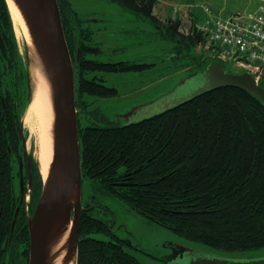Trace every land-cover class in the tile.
Wrapping results in <instances>:
<instances>
[{
	"label": "trees",
	"instance_id": "trees-1",
	"mask_svg": "<svg viewBox=\"0 0 264 264\" xmlns=\"http://www.w3.org/2000/svg\"><path fill=\"white\" fill-rule=\"evenodd\" d=\"M107 1L149 19L157 36L176 42L175 54L185 52L195 69L216 62L191 54L202 37L181 33L179 19L158 25L157 0ZM69 2L57 0L74 69L82 197L88 181L86 190L116 198L138 218L188 242L227 254L264 248V104L246 91L221 87L122 125L109 123L97 109L88 113V97L117 95L102 74L141 72L149 65L99 60L102 43L88 27L92 21L79 19ZM259 86L264 89V74ZM30 98L27 57L23 61L19 54L6 1L0 0V252L13 236L29 246L27 216L42 188L29 154L32 206L29 212L20 208L10 232L18 207L12 158L22 157L19 127ZM87 114L105 125L82 126ZM24 174L18 176L25 180ZM82 207L87 211L80 215L76 264H140L111 226L93 216L95 201Z\"/></svg>",
	"mask_w": 264,
	"mask_h": 264
},
{
	"label": "rangeland",
	"instance_id": "rangeland-1",
	"mask_svg": "<svg viewBox=\"0 0 264 264\" xmlns=\"http://www.w3.org/2000/svg\"><path fill=\"white\" fill-rule=\"evenodd\" d=\"M68 1L78 14L79 19L92 21L88 27L95 33L96 42L102 43L103 54L100 55L99 60L111 63L130 62L149 65L141 73L102 74V77L107 81L105 85L115 88L117 95L109 98L88 97L87 101L93 102L88 113L97 109L109 123L122 125L132 120L130 118L132 113L145 105L160 100L169 92L180 91V96H186L200 86L201 80L183 85V82L192 73L200 70L192 67L186 59L174 65V61H171L170 58L175 57L174 49L178 44L170 40L165 41L157 36L158 31L149 19L135 15L117 3L107 0ZM261 5H264V0H157L153 14L161 27L169 18L179 19L180 32L187 35V33L191 34L190 29L194 25L192 24L194 18L198 22L205 18L203 7H209L214 13L224 17L229 14L256 12ZM18 26V23L17 26L14 23L13 29L19 54L24 61L29 50L26 42L20 37ZM192 50L191 54L201 55L197 48ZM183 54L185 52L182 51L180 55L185 56ZM203 58L208 62L211 61L210 56L206 53ZM222 67L227 74L245 73L235 64L223 63ZM200 69L202 70V68ZM26 111L27 108L21 119L26 138V150L40 169V162L37 159V139L33 134H30L29 127L24 126ZM81 121L82 126L90 124L89 122L99 126L105 125L102 121L92 119L89 114L82 115ZM12 166L13 188L15 193L19 194L20 163L14 157ZM88 183V181L85 182L82 204L95 201L99 209L93 213V216L111 226L113 235L125 242L124 249L135 256L140 264H186L187 258L184 254L189 249L235 258L264 257V248L253 252L227 254L188 242L167 229L138 218L116 198L100 195L91 189L86 190ZM98 238L106 239L102 235H99ZM179 248H183L184 251L177 253Z\"/></svg>",
	"mask_w": 264,
	"mask_h": 264
},
{
	"label": "water",
	"instance_id": "water-1",
	"mask_svg": "<svg viewBox=\"0 0 264 264\" xmlns=\"http://www.w3.org/2000/svg\"><path fill=\"white\" fill-rule=\"evenodd\" d=\"M10 1L18 10L31 41V45L26 43L29 50L26 57L30 97H32L30 71L37 67L48 84L53 114L51 162L45 178L39 170L42 178L41 192L32 214L28 213L27 216L29 264H56L59 259H61L60 264H76L80 215L87 209L81 204V152L75 108L74 69L65 41L59 7L57 0ZM78 57L79 52L77 59ZM183 59L189 61L185 56L170 58L177 63ZM198 80H201V84L192 93L180 96V91L169 92L160 100L132 113L130 117L132 120L129 122L154 116L221 87L246 91L264 104V89L249 74H227L219 62L207 64L201 71L192 73L182 84L189 85ZM19 135L23 151L20 173H23L24 169L27 186L31 188L29 155L26 150L22 120ZM21 195H23L22 184ZM18 212L19 208L15 211L11 231ZM180 251L183 252L184 249L179 248L177 253ZM185 253L186 264H264V257H226L206 254L194 249H189Z\"/></svg>",
	"mask_w": 264,
	"mask_h": 264
},
{
	"label": "built area",
	"instance_id": "built-area-1",
	"mask_svg": "<svg viewBox=\"0 0 264 264\" xmlns=\"http://www.w3.org/2000/svg\"><path fill=\"white\" fill-rule=\"evenodd\" d=\"M202 11L205 18L190 29L202 37L196 48L215 61L235 64L258 83L264 74V5L224 17L209 7Z\"/></svg>",
	"mask_w": 264,
	"mask_h": 264
},
{
	"label": "bare ground",
	"instance_id": "bare-ground-1",
	"mask_svg": "<svg viewBox=\"0 0 264 264\" xmlns=\"http://www.w3.org/2000/svg\"><path fill=\"white\" fill-rule=\"evenodd\" d=\"M6 2L10 12L12 24L15 23V25L17 26L18 23L20 37L28 45H31L27 28L18 10L10 0H6ZM199 70L201 71L200 68ZM30 74L32 80V97L25 114L24 126H28L29 131L31 132L30 134H33L35 139H37V159L40 162L39 170L42 176L45 178L47 168L51 162L52 157L51 125L53 114L47 82L40 74V70H38L37 67L32 68ZM60 260L61 259H59L56 264H60Z\"/></svg>",
	"mask_w": 264,
	"mask_h": 264
},
{
	"label": "flooded vegetation",
	"instance_id": "flooded-vegetation-1",
	"mask_svg": "<svg viewBox=\"0 0 264 264\" xmlns=\"http://www.w3.org/2000/svg\"><path fill=\"white\" fill-rule=\"evenodd\" d=\"M175 53H174L175 56H181L180 54H175ZM141 72H135V73H141ZM24 177H25V174H24ZM24 182H25V185H24ZM21 184L23 185V195H21ZM15 195H16V199H18L17 208H19L20 210V208L23 207L25 212H27L28 210L30 211L31 210L30 208L31 207V188L27 186L26 179L23 180V178L20 177L19 194L15 193ZM11 226H12V223H11ZM10 232H12L11 228H10ZM28 243H29V239H28ZM0 264H29V246L25 248L24 244H20L19 238L17 236L16 238L14 236L12 238H8L7 243L6 244L3 243L1 247Z\"/></svg>",
	"mask_w": 264,
	"mask_h": 264
}]
</instances>
